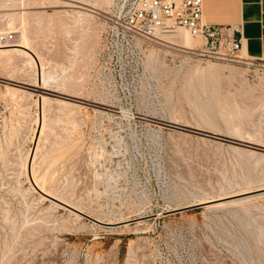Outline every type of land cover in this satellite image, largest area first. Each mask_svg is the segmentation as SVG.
Masks as SVG:
<instances>
[{
	"label": "rangeland",
	"instance_id": "374dc122",
	"mask_svg": "<svg viewBox=\"0 0 264 264\" xmlns=\"http://www.w3.org/2000/svg\"><path fill=\"white\" fill-rule=\"evenodd\" d=\"M119 5L0 0V264H264V62Z\"/></svg>",
	"mask_w": 264,
	"mask_h": 264
},
{
	"label": "built area",
	"instance_id": "2783aa9c",
	"mask_svg": "<svg viewBox=\"0 0 264 264\" xmlns=\"http://www.w3.org/2000/svg\"><path fill=\"white\" fill-rule=\"evenodd\" d=\"M185 27L195 37L207 42L224 39L231 53L239 52L242 40L235 36L238 28L209 24L204 20V0H120L113 28L128 44L130 34L142 36L156 31ZM12 32L0 34L1 43H10Z\"/></svg>",
	"mask_w": 264,
	"mask_h": 264
},
{
	"label": "crops",
	"instance_id": "0c3cea01",
	"mask_svg": "<svg viewBox=\"0 0 264 264\" xmlns=\"http://www.w3.org/2000/svg\"><path fill=\"white\" fill-rule=\"evenodd\" d=\"M204 20L213 25L238 28L240 52L264 62V0H204Z\"/></svg>",
	"mask_w": 264,
	"mask_h": 264
},
{
	"label": "bare ground",
	"instance_id": "6f19581e",
	"mask_svg": "<svg viewBox=\"0 0 264 264\" xmlns=\"http://www.w3.org/2000/svg\"><path fill=\"white\" fill-rule=\"evenodd\" d=\"M72 6H76V7H79V8H83L82 6H79V5H72ZM20 32V31H19ZM177 32V31H176ZM171 33V32H170ZM184 33V32H183ZM172 34V33H171ZM173 35V34H172ZM175 35V34H174ZM176 36V35H175ZM17 38V37H16ZM25 36L24 35H20L19 38L15 39L14 43H10V44H3L0 42V51H10V50H17V51H24L23 49H26V48H29L25 42ZM27 41V40H26ZM194 42V41H193ZM27 53V52H26ZM29 55V54H28ZM242 57V56H241ZM37 97V96H36ZM46 99V98H45ZM46 102V101H45ZM42 127V126H41ZM41 131V130H40ZM35 153V152H34ZM34 155L32 154V157H31V165H32V159H33ZM34 166V165H33ZM32 167V166H30ZM35 176V175H34ZM32 176V177H34ZM33 181H34V184L37 186V188L42 192L44 193L45 195L47 196H50V197H53L55 198L56 200L72 207L74 210H79L77 207H75L74 205H71L69 203H65V201H63L62 199H60L59 197L57 196H54L52 194H50L49 192H47V189H44L41 185H39L36 180L33 178ZM251 192H257V194H260V196L264 197V183L259 185L257 188L255 189H251V190H247V191H240V192H236V193H233L231 195H228V196H225V197H221V198H218V199H215V200H220V199H225V198H229V197H234V196H238V195H244V194H248V193H251ZM256 194V195H257ZM254 195H250V196H244V197H241V198H236V199H233V200H230V201H233V202H243V200H248V199H251ZM262 200V199H261ZM212 201V200H211ZM211 201H206V202H211ZM229 202V201H228ZM222 203L224 202H218L217 204H214V205H221ZM209 206H212V205H209Z\"/></svg>",
	"mask_w": 264,
	"mask_h": 264
},
{
	"label": "water",
	"instance_id": "95a60500",
	"mask_svg": "<svg viewBox=\"0 0 264 264\" xmlns=\"http://www.w3.org/2000/svg\"><path fill=\"white\" fill-rule=\"evenodd\" d=\"M48 198L52 199L53 201H55V202H57V203H59V204L65 206V207H68L69 209H72L73 211H76V212H78V213H81L80 211L74 210L72 207H70V206H68V205H66V204H64V203H62V202L56 200V199L53 198V197L48 196ZM201 205H202V204H196V205L186 206V207H182V208H177V209H174V210L168 211V212H166V213L178 212V211H181V210H188V209H192V208L199 207V206H201ZM94 221L97 222V223H102V222H100V221H98V220H94Z\"/></svg>",
	"mask_w": 264,
	"mask_h": 264
},
{
	"label": "trees",
	"instance_id": "16d2710c",
	"mask_svg": "<svg viewBox=\"0 0 264 264\" xmlns=\"http://www.w3.org/2000/svg\"><path fill=\"white\" fill-rule=\"evenodd\" d=\"M124 250H125V243L122 244V252H124Z\"/></svg>",
	"mask_w": 264,
	"mask_h": 264
}]
</instances>
